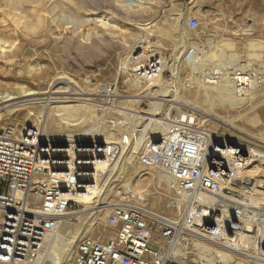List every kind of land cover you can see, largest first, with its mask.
<instances>
[{
	"label": "rangeland",
	"instance_id": "1",
	"mask_svg": "<svg viewBox=\"0 0 264 264\" xmlns=\"http://www.w3.org/2000/svg\"><path fill=\"white\" fill-rule=\"evenodd\" d=\"M191 17L200 21L197 30L187 26V20ZM148 23L152 27L146 29ZM244 30L248 32L243 34ZM147 39L155 52L167 56L168 64L161 81L136 89L119 75V63L131 54L139 41ZM209 39H213L210 50L213 56L205 70L212 67V57L216 60L220 54L234 53L236 61L239 60L233 64H245L249 67L247 69L264 77V0H0V85H3L0 90L17 92L20 97L0 105L3 117L0 129L12 126L21 131L29 125L36 130L45 128L48 138L61 133L76 135L81 130L91 128L101 132V137L103 131L114 132L116 124L123 120L117 112L120 109L141 112L138 113L140 116L148 118L154 111L151 103L160 101L167 105L159 113L171 105L173 115L183 109L194 110L199 120L215 131L218 140L229 139L248 145L251 138L258 137L264 126V83L255 86L249 94L251 101L246 105L247 110L239 112L230 106L205 100L201 95V75L193 71L190 64L185 62L177 75H173L170 70L176 54L194 45L201 50ZM224 42L232 43L231 47L221 44ZM250 43L256 46L250 47ZM118 77L121 78L117 95L108 96L100 92L101 86L114 83ZM157 89L163 90L154 95L157 98H149ZM24 90L38 93L52 90L56 92L53 96L57 99L71 97L74 102L49 104L46 95L22 97ZM80 90L91 95L81 96L78 94ZM70 91L75 94L67 95ZM83 98L89 99L90 104L98 103L105 107L101 111L88 106L92 108L88 114H94L97 117L95 120L76 126L62 123L61 120L59 124L47 120L46 125L50 109L84 106L82 102H77ZM132 98L143 100L129 102ZM28 99H34L31 105L9 114L8 111L14 105ZM245 112L255 117L260 115L261 122L252 127L240 122L233 125L228 121ZM51 118L57 117L52 114ZM138 122L137 126L140 120ZM119 134L128 133L127 130H120ZM100 137L97 139L103 140ZM127 142L124 140L120 144L125 145ZM142 171L144 168L140 167L138 157L121 161L102 202L139 206L163 217L177 218L179 203L170 191L167 180L155 172L142 176ZM139 178L145 179L148 191L131 188L135 187ZM153 196L162 197L167 207L162 210L155 208ZM91 204L93 202L74 203L69 208L72 216L63 222L59 230L65 237V244L59 242V248L62 245L66 248L68 239L74 240V244L69 242L67 248H72L71 257H67L68 253L62 257L64 264H74V254L80 239L92 237L106 242L116 234V230L108 223L110 212L106 213L105 210L95 215L93 213L96 210H91ZM104 230L108 231V235ZM47 248L44 247L43 253L45 264L56 256L50 254ZM194 259H198V255L191 250L189 264H196Z\"/></svg>",
	"mask_w": 264,
	"mask_h": 264
},
{
	"label": "built area",
	"instance_id": "2",
	"mask_svg": "<svg viewBox=\"0 0 264 264\" xmlns=\"http://www.w3.org/2000/svg\"><path fill=\"white\" fill-rule=\"evenodd\" d=\"M187 26L197 30L200 21L191 17ZM193 51L184 53L188 64L194 63ZM167 64V56L155 52L149 39L141 40L120 60L119 75L139 89L161 81ZM236 68L229 72L237 91L252 92L264 83L254 70ZM221 70L205 75V80L222 81L227 70ZM120 78L101 86L100 92L117 95ZM166 122L160 142L146 139L138 159L143 168L159 170L169 178L168 187L182 212L170 218L139 206L115 205L108 214L115 236L106 242L80 239L74 264H183L178 252H190L194 242L236 256L254 255L264 264V178L238 173L263 159L257 151L264 154V126L246 144V151L225 147L218 159L210 154L215 132L199 120L197 112L183 109L173 115L170 111ZM91 147L96 155L93 161L115 165L119 159L116 145ZM40 151L39 140L28 132L12 126L0 129V264H38L46 237L59 228L61 218L76 203L70 197L77 185L74 172L52 169Z\"/></svg>",
	"mask_w": 264,
	"mask_h": 264
},
{
	"label": "bare ground",
	"instance_id": "3",
	"mask_svg": "<svg viewBox=\"0 0 264 264\" xmlns=\"http://www.w3.org/2000/svg\"><path fill=\"white\" fill-rule=\"evenodd\" d=\"M145 26L147 29V28L152 27V24L148 23ZM246 32H248V30H244L243 34H246ZM212 40L209 39L207 43L204 44L205 46L201 50L199 49V47H197V45H194L193 48H191L194 50L193 55H192V62L194 61V63L190 64L192 66L191 68L193 71H198L197 73H200L201 75L200 79H203L202 81L200 80L201 81L200 88L202 89L201 95L203 96L205 100L210 101L212 104L220 103L222 105H227L232 108H235L239 110V112L245 111L248 108V106L246 105L249 104L251 101L249 97V94L251 93V91L249 92V90H247V91H244L243 93H241L239 90L237 91L238 89L237 85L233 81V78L231 76L233 72L232 71L229 72V69H234L236 66H239L234 71H238V70L248 71L247 68L249 67L245 64L242 66H240L241 64L240 65L233 64L232 62L234 61L235 63L238 62L239 59L236 61L237 56L234 53H230L228 55L227 54L224 55L225 54L224 53V54H220L218 58L216 57L217 58V59L215 58L216 60H213L214 57H212V64H211L212 67L210 65L211 68H208L207 70H205V66L207 62L211 61V56H213L211 55L212 53L210 52L213 46ZM259 43H263V42H259ZM221 44H223L226 47H231L232 45V43L230 42H224ZM249 46L253 47V46H256V44L250 43ZM191 49L185 47L182 51L179 50L180 54L179 53L176 54L175 62L170 67V70L173 73V75H177L181 72L183 64L185 62L187 63V61L184 60V53L185 51L187 50L189 51ZM226 60H229L228 61L229 63L228 62L226 63ZM222 68L227 70L226 73L222 74L223 76L222 81L216 82L214 84H210L208 81L205 80L206 79L205 75H208L210 72L212 74H214V72L217 73ZM252 82L254 83V81ZM1 85H0V89L3 86ZM256 86L258 87V85ZM162 90L163 89L155 90L153 93H151L150 95L151 97L149 98H157L154 95H156L157 93H161ZM23 94H22V97H33L36 95H46L47 96L46 102L49 104L55 103V102L56 103L57 102H67V103L74 102V100H71V97H64L60 100L57 99L56 97L53 96L54 94H56V92L52 90L49 91V93H38V92H33V91H25ZM74 94L75 93L71 91L67 92V95L69 96L74 95ZM78 94L81 96L91 95V93L89 94L81 90L80 92H78ZM18 98L20 97H19V94H17V92H13L10 90L9 91L0 90V105L3 103L12 102ZM141 99L132 98L131 100H128V101L132 103H137V102H141ZM32 100L34 99H28L26 101H23L21 104H18L16 106L14 105L13 109L8 111L9 114L11 115L14 112L24 110L27 106L32 104L31 103ZM81 100H85V102L83 103V101ZM81 100L78 99L77 102H80V103L82 102V104H84L85 107L71 105V106H60L57 108L55 107L54 109H50V111L48 112V115L46 116V125H47V120L51 121L52 123L54 122L56 124H59L58 122L59 120H61L62 123H66L71 126L80 125L81 123H84V122L86 123L91 120H95V118H97L94 114H88V111L92 110L91 107H88L89 105L94 106L100 109L101 111L105 109V107L99 105L98 103L94 105L90 104V102L88 101L89 99L83 98ZM167 101L175 102V100H167ZM165 103L160 102V101L159 102L153 101L151 105L153 106L154 111L151 114V117H148V118L145 116L143 117L140 116L138 113H141V112L132 113L127 110L120 109L117 112L122 115L123 120L116 124L114 132L105 133L103 131L102 136H101L103 140L97 139L100 137L101 132H98L96 129L91 130V128L81 130L80 133L76 135H73V134L66 135V134L61 133V134H57V136L55 135L50 136V137L48 136V138H46L47 136H45V133H46L45 128H39L38 130H36V128L28 125L27 126L28 128H24L20 132H28L34 139L39 140V147L41 148L40 152L41 154L45 155L49 159L50 166L52 169H55L56 171H69L70 170L74 172V175L77 180V185L75 187V192L73 191L72 193H70L71 199L75 200L78 203L79 202L80 203L93 202L90 208L91 210H96L93 213L95 215L105 210H107L106 213H109L111 212L113 206L119 205V204H110L108 202L107 204H104L102 202V200L103 201L105 200L104 193L108 189V184L110 183L113 176L115 175L116 169L118 168V165L120 164L121 161L123 162L124 160H127V159L131 160L135 157H138L146 139L158 138L160 135L163 134V132L165 131L167 127V122H166L167 113L172 111L173 109V105H171L169 108L163 109L162 112L159 113L158 111L161 110L162 107H164V105H167ZM52 114L57 118L50 119V116ZM257 116L255 117V116H252L249 112H245L243 114H240L236 118H230L228 121L233 125H237L238 122H240L243 124H248L253 127V126H256L261 119L260 115H257ZM1 117H2V114H0V120H1ZM139 120H140V125L137 126V124L139 123L138 122ZM120 130H123V131L127 130L128 134L126 135L122 134L121 136L119 134ZM124 140L128 141L125 144V145H128V147L120 144ZM72 141H74V144ZM104 143L116 145V148L119 149V159L115 163V165H112L110 161L108 162L104 160L93 161V158L96 155L94 154V150L91 149L92 148L91 144H93L94 146H99V145H104ZM212 145H213V149L210 151V154L212 156L217 157L218 159L219 158L221 159L222 154H224L225 152L224 150H226L225 147L226 148L228 147L236 148V149H239L240 151L247 150V146L244 143H237L236 141L229 140V139L228 140L226 139L218 140L214 138ZM89 146L91 148H89ZM125 147H126V150H125ZM128 153H130L129 157H128ZM135 154L138 156H136ZM257 155H259L263 159H257L259 163L252 166L249 169L238 170L239 176L248 175L251 178H255V179L264 178V176H261V174L264 173V154L257 151ZM138 163H139V159H138ZM140 167L142 166L140 165ZM154 172L160 175V177L166 179L168 183L169 178L165 176V174L159 170H147L144 168V172L142 173V176L153 174ZM93 180L96 184L88 185V183L89 182L92 183ZM131 188H134V189L137 188L139 190L146 189V191H148L147 189L148 186L145 184V179H141V178L138 179L135 187L131 186ZM152 201H153V206L155 208H159L162 210L165 207H167L166 202L162 197L153 196ZM178 209H179L178 210L179 211L178 215H179L182 212V206L180 203L178 204ZM69 212L70 211H67L65 215L61 218V224L56 231L57 233L49 234L45 239L44 247L48 246L50 250V254H54V256L56 255L55 258L54 257L50 258L46 264H64L65 262L62 257L65 255V253H68L67 254L68 258L71 257L70 252L72 248H70L69 250H67V248H68L69 242H73L74 244L73 238L68 239L69 242L66 243L65 245L66 248L64 247V245H62L63 247H61L60 245L61 248L57 246L59 245V242L60 243L63 241L65 242V237L59 233V230L63 222L69 219L70 216H72L73 213H69ZM104 233L108 235V231L104 230ZM57 247L59 249H57ZM192 251L196 252V254L198 255V259H194L196 264H261L260 261L254 257V255L253 257L236 256L233 254V252H230L229 250L214 249L206 245H203L201 243H196L195 245L193 244ZM190 252H182V251L178 252L181 262L183 264H189ZM43 255L44 254H42V258L40 259L38 264H45Z\"/></svg>",
	"mask_w": 264,
	"mask_h": 264
},
{
	"label": "water",
	"instance_id": "4",
	"mask_svg": "<svg viewBox=\"0 0 264 264\" xmlns=\"http://www.w3.org/2000/svg\"><path fill=\"white\" fill-rule=\"evenodd\" d=\"M153 142H156V143L160 142V138L159 137L158 138H153Z\"/></svg>",
	"mask_w": 264,
	"mask_h": 264
}]
</instances>
